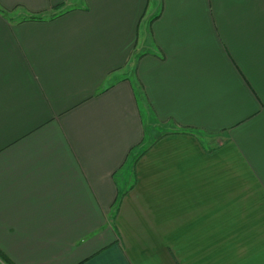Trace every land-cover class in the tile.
I'll return each mask as SVG.
<instances>
[{
	"label": "crops",
	"instance_id": "0c3cea01",
	"mask_svg": "<svg viewBox=\"0 0 264 264\" xmlns=\"http://www.w3.org/2000/svg\"><path fill=\"white\" fill-rule=\"evenodd\" d=\"M0 250L264 264V0H0Z\"/></svg>",
	"mask_w": 264,
	"mask_h": 264
},
{
	"label": "rangeland",
	"instance_id": "374dc122",
	"mask_svg": "<svg viewBox=\"0 0 264 264\" xmlns=\"http://www.w3.org/2000/svg\"><path fill=\"white\" fill-rule=\"evenodd\" d=\"M153 121H152V125L156 128V130H154L152 135H149V138H153L158 136L160 133H163L165 130L174 127L172 125L171 122H164V121H159L158 119H156L155 117H152ZM150 126V128H153V126ZM158 132V133H156Z\"/></svg>",
	"mask_w": 264,
	"mask_h": 264
},
{
	"label": "trees",
	"instance_id": "16d2710c",
	"mask_svg": "<svg viewBox=\"0 0 264 264\" xmlns=\"http://www.w3.org/2000/svg\"><path fill=\"white\" fill-rule=\"evenodd\" d=\"M39 16H32V19H40ZM0 264H15L10 258H8L1 250H0Z\"/></svg>",
	"mask_w": 264,
	"mask_h": 264
}]
</instances>
